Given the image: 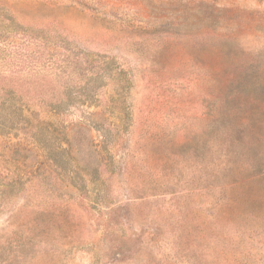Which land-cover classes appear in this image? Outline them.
<instances>
[{
    "label": "rangeland",
    "instance_id": "1",
    "mask_svg": "<svg viewBox=\"0 0 264 264\" xmlns=\"http://www.w3.org/2000/svg\"><path fill=\"white\" fill-rule=\"evenodd\" d=\"M0 264H264V0H0Z\"/></svg>",
    "mask_w": 264,
    "mask_h": 264
},
{
    "label": "trees",
    "instance_id": "2",
    "mask_svg": "<svg viewBox=\"0 0 264 264\" xmlns=\"http://www.w3.org/2000/svg\"><path fill=\"white\" fill-rule=\"evenodd\" d=\"M7 93V96H10V95H14V96H16V94H15V92H13V91H10V92H6ZM5 99H14L13 97H9V98H5ZM11 106H13V105H15V103H13V101H11Z\"/></svg>",
    "mask_w": 264,
    "mask_h": 264
}]
</instances>
